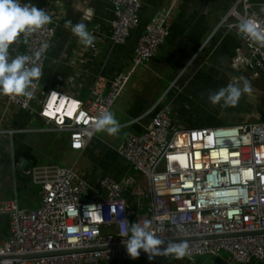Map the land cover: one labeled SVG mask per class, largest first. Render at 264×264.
<instances>
[{
  "label": "built area",
  "instance_id": "1",
  "mask_svg": "<svg viewBox=\"0 0 264 264\" xmlns=\"http://www.w3.org/2000/svg\"><path fill=\"white\" fill-rule=\"evenodd\" d=\"M175 1L144 26L129 68L109 81H95L86 100L64 92L60 78L43 91L40 77L28 89L31 96L6 95L8 104L24 111L36 104L42 120L67 134L69 150L83 152L96 133L89 139L94 119L111 110L136 69L147 64L164 43ZM109 3L110 41L121 45L138 24L143 0ZM249 18L264 26V16L251 0H236L220 26L242 40L246 52L236 49L231 63L246 71L250 82L264 78V47L239 33V23ZM51 19L42 29L22 34L23 48L12 57L26 56V67L43 72L59 17ZM160 104L161 99L150 110L149 125L139 134H128L115 150L142 176L143 186L132 176L121 180L104 176L92 186L73 167L27 166L23 176L39 188L40 203L24 209L16 196L0 201V215L8 224L7 236L0 241V264L149 261L142 251L138 258H130L122 243L128 238L127 229L145 220L151 221V230L165 243L188 240L191 256L185 258L225 254V264L264 263V122L183 129L173 124L171 107ZM77 140L84 142L82 148L73 147ZM92 205L101 208L102 216L87 210ZM224 235L239 236L213 239ZM97 248L104 249L22 258ZM163 259L177 260L161 256L150 262Z\"/></svg>",
  "mask_w": 264,
  "mask_h": 264
},
{
  "label": "crops",
  "instance_id": "2",
  "mask_svg": "<svg viewBox=\"0 0 264 264\" xmlns=\"http://www.w3.org/2000/svg\"><path fill=\"white\" fill-rule=\"evenodd\" d=\"M172 1L143 0L137 26L130 32L125 43L116 45L110 41L112 9L109 0H20L22 4L31 3L44 9L51 18L59 17L41 76V90L53 87L57 78H60L64 92L86 100L95 81H109L117 73L129 68L134 46L144 26L156 12L167 9ZM235 1H175L164 43L147 64L136 69L110 110L120 125L119 133L114 136L103 132L115 144V147L108 146L111 151L116 154V148L128 134H139L149 125L152 117L150 110L160 99L161 104L171 107L173 124L183 129L218 127L227 122L237 125L248 123L255 114L254 109L249 107L251 103L256 106L257 113L264 114L263 96L252 87L254 81H248L251 91L242 93L240 97L246 101L247 106L243 101L241 108L237 105L225 106L219 111L209 104L210 94L229 83L242 88L243 84L240 83L247 80V72L234 68L231 63L235 50L240 49L245 53V46L234 32L220 26L221 19ZM251 1L253 7L264 16V0ZM66 21H71L73 25L84 22L87 30L95 37L93 45L86 47L81 44L70 28L65 27ZM22 48L19 37L10 46L11 56L18 54ZM37 110L36 104L30 110H20L8 104L6 95H0V201L16 196L19 206L24 209L37 208L40 203L39 188L28 178L17 180L16 177L23 161L26 167L38 165V156L33 146L35 143L40 142L42 152L54 159L58 158L63 166L75 168L76 165L74 163L70 166L64 161V153L69 149L67 134L54 131L50 123L38 116ZM44 134L58 136L50 140L44 138ZM95 135L83 152H76L78 156H88L89 147L101 142ZM98 152L91 151L90 156L95 153L92 156L95 159L100 155ZM92 162L95 163V160ZM123 163L125 166H122L114 179L132 176L140 182L142 176ZM51 165L59 164L55 162ZM86 176L83 175L84 179L92 186L100 179H87ZM7 233V218L0 215V241ZM225 257L223 254L217 258L163 259L154 262L135 260L121 264H225Z\"/></svg>",
  "mask_w": 264,
  "mask_h": 264
},
{
  "label": "clouds",
  "instance_id": "3",
  "mask_svg": "<svg viewBox=\"0 0 264 264\" xmlns=\"http://www.w3.org/2000/svg\"><path fill=\"white\" fill-rule=\"evenodd\" d=\"M87 16H85V19ZM52 22L51 17L44 9H39L31 3L22 4L20 0H0V95L7 96H31L28 89L33 81L38 80L42 71L39 67H26L28 57L10 54V46L13 45L22 34H30ZM66 28L78 37L84 46H92L95 37L87 30L84 22L72 24L66 21ZM239 33L261 47H264V26L253 19H243L239 23ZM47 47V45H45ZM251 91L250 84L244 80L241 88L235 83H229L226 87L210 94L208 99L212 105L223 101L225 106H236L242 93ZM81 113V116H84ZM120 131V125L110 111H103L94 119L92 130L88 133L89 139L94 132H106L114 136ZM84 142L77 140L73 147L82 148ZM87 210L101 215V208L96 205L89 206ZM87 214V212H86ZM127 239L122 241L128 256L136 259L141 251L147 255L149 261L156 257L172 256L177 260L191 256L190 246L187 241L165 243V240L157 236L151 230V221L145 220L143 224H132L126 231Z\"/></svg>",
  "mask_w": 264,
  "mask_h": 264
},
{
  "label": "rangeland",
  "instance_id": "4",
  "mask_svg": "<svg viewBox=\"0 0 264 264\" xmlns=\"http://www.w3.org/2000/svg\"><path fill=\"white\" fill-rule=\"evenodd\" d=\"M253 81H250V82H253L251 83L252 87L259 90V95L263 96L261 97V99L264 102V78H260L256 81L255 80ZM240 84H243V83L241 82ZM243 101H244V105L247 106L246 101L240 99L237 104V107L241 108L243 106L242 105ZM209 104L215 110L221 111L222 109L225 108L223 101H221L219 104H216V105H212L211 103ZM249 107L250 109H254L253 113L255 114H254V118L248 122H263L264 114L263 113L261 114L259 112L257 113V111H255V109L257 110V108L256 106H254L253 103L249 104ZM232 125H237V124L227 122L221 126H232ZM57 136H58L57 134H44L43 135L44 138H49L50 140H53ZM95 137L100 139L101 142L97 146H95L94 144L89 147L90 151L88 152V156L80 157L78 156V153L67 149V151L64 153V156H63L64 161L66 162V164H69L70 166L75 163L76 165H75L74 171L81 177L87 174L86 176L87 179H92V177L102 178L104 176H109V177L114 178L117 175L118 171L121 170L122 166H125V164L123 163L121 159H119V157H117L114 151H111L110 148L108 147V146L115 147V144L113 143L111 139H108L103 132H96ZM39 145H41L40 142H37L33 145L34 152L38 156L36 160V164L48 165V164L56 162L60 166L63 165L58 158L54 159L55 157H51V156H48L47 154H44V152H42L41 147ZM95 150L99 151L98 154L100 155L97 154L98 156L95 157V159H93L92 156L94 157L95 153L94 154L91 153L92 156H90V152L95 151ZM90 158H92L93 161L95 160V163H93ZM96 160H98L97 161L98 163L96 162ZM139 181H140L139 183L143 186L144 180L142 177L139 178Z\"/></svg>",
  "mask_w": 264,
  "mask_h": 264
},
{
  "label": "water",
  "instance_id": "5",
  "mask_svg": "<svg viewBox=\"0 0 264 264\" xmlns=\"http://www.w3.org/2000/svg\"><path fill=\"white\" fill-rule=\"evenodd\" d=\"M26 162L23 161L22 166L19 167L18 172H17V180H21L24 178L23 176V171L26 169ZM248 235H253L248 234ZM239 235H224V236H214L213 239H218V238H226V237H235ZM181 241H188V240H178L175 242H181ZM104 248H97V249H88V250H74V251H65L61 253H51V254H45V255H30V256H24L22 258H35V257H45V256H53V255H63V254H71V253H80V252H88V251H95V250H103Z\"/></svg>",
  "mask_w": 264,
  "mask_h": 264
},
{
  "label": "snow or ice",
  "instance_id": "6",
  "mask_svg": "<svg viewBox=\"0 0 264 264\" xmlns=\"http://www.w3.org/2000/svg\"><path fill=\"white\" fill-rule=\"evenodd\" d=\"M70 231H74V229H70Z\"/></svg>",
  "mask_w": 264,
  "mask_h": 264
}]
</instances>
